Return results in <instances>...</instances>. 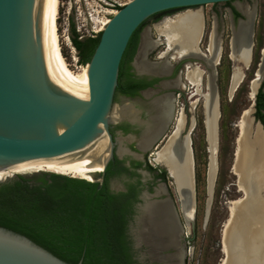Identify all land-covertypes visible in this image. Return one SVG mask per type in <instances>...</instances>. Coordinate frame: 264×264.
<instances>
[{
  "label": "water",
  "instance_id": "1",
  "mask_svg": "<svg viewBox=\"0 0 264 264\" xmlns=\"http://www.w3.org/2000/svg\"><path fill=\"white\" fill-rule=\"evenodd\" d=\"M230 1L237 0L128 1L117 9L104 29L100 31L99 43L90 61L86 63L89 98H82L61 88L49 56V8L53 0H0V170L33 159L59 156L76 163L79 179L103 182V178L99 180L95 175L104 174L108 162L114 156L116 144L121 157L126 151H130L128 143L136 142L140 147L139 141H121L122 136L118 138L119 141H114L110 132V126L120 120H114L112 112L116 107L115 95L121 62L135 31L153 15L163 11ZM253 35L254 23L250 52L254 44ZM142 42L143 40L134 57V64L139 58ZM179 60L185 61V65L190 67L193 65L192 60L198 59L184 57ZM261 83L262 79L256 94ZM216 94V110L219 118L217 91ZM122 105L124 103L118 106ZM252 111H255V106L252 107ZM182 113L185 116V123L180 137L190 140L187 160L188 193L193 202L196 173L191 134L195 124L192 126L191 119L188 120L186 108H182ZM251 117L255 125L264 132L263 122L256 120L255 116ZM218 118L216 136L219 143ZM168 125L146 149L158 147L160 141L157 140L166 133ZM206 130L208 138V129ZM173 133L169 134L166 141L160 145L159 151ZM126 137L133 139L137 138V135L131 133ZM236 153L237 150L235 155ZM157 164L167 170L176 188L177 181L170 168L162 163L157 162ZM39 174H42V178L49 179L54 173H35V175ZM143 174L146 178L152 177L148 170H143ZM26 175L18 174L0 179V183ZM27 177L34 178V176ZM115 188L123 189V186L118 185ZM158 190L161 192L158 193ZM176 191L179 198L177 188ZM172 192L169 182H159L154 191L145 190L141 197L142 201L138 204L135 219L130 224L136 248L145 249L141 252L140 259L141 261L147 259V264H186L187 249L183 231L186 224L181 219ZM158 200L166 202L167 209L182 231L171 241L166 236L157 238L155 243L159 242L161 246L153 251L144 236L142 217L146 203ZM232 219L233 215L228 221V226L232 225ZM189 223L191 226L194 225V219ZM228 256L229 254L226 257L227 261ZM0 264L74 263L61 259L27 235L0 226ZM76 264H83V257Z\"/></svg>",
  "mask_w": 264,
  "mask_h": 264
},
{
  "label": "bare ground",
  "instance_id": "2",
  "mask_svg": "<svg viewBox=\"0 0 264 264\" xmlns=\"http://www.w3.org/2000/svg\"><path fill=\"white\" fill-rule=\"evenodd\" d=\"M239 7L246 15V19H241L239 24L234 27V34L231 40V56L236 61L230 84L231 94L237 90L244 77L241 64L248 66L252 59L250 46L256 6L239 4ZM116 11L108 9L106 13L112 14ZM59 13L60 0H53V4L49 8L50 59L61 88L79 97L89 98L88 67L83 66L80 70L73 69L63 53L58 25ZM104 18L103 25L101 28H97V32L102 31L110 20V17ZM94 20L95 17H93ZM203 23L204 15L200 9H188L156 24V28L163 39L152 38L150 32L146 31L143 36L141 52L135 65L139 72L154 74L168 73L171 70L170 57H195L206 65L208 69L206 91H202V83L206 71L200 66L193 64L187 70L186 78L194 86V92L204 98L205 124L208 129L209 137L207 140L211 154L208 171V190L212 191L217 176L216 160H218L216 159L218 151L216 136L218 111L216 110L215 67L221 57L222 43L221 33L217 32V24L215 23L207 53L200 48L204 28ZM161 42H165L168 46L161 55L164 58L160 61H150L148 59L149 53ZM75 59H78L76 55ZM263 77L264 52L262 62L252 82L251 96L253 99ZM179 82L176 81L175 85H179ZM195 104L196 101L193 102V105ZM175 106L176 96L172 95V93L163 95L154 101L151 118L139 139V145L142 149H146L167 125L172 123L173 119H176V126L172 131L174 133L162 150L159 151L160 147H158L156 152H154V160L168 166L177 181L176 188L179 194L181 213L186 220L185 224L188 229L189 221L196 216L195 200L192 202L191 195L188 193L187 160L190 151V140L180 137L185 123V116L181 113L175 118ZM120 109L114 113V116L112 112L114 120L122 118L136 120L138 118L140 110H137L132 103H128L124 109ZM251 116L252 108L245 109L238 124L240 131L237 138L234 169L238 173L239 188L244 191V196L233 201L231 207L233 222L231 226H228L229 222L226 223L224 251L226 256L228 254L229 256L228 261L226 258L224 264H264V132L259 126L255 125ZM192 123V126H194L195 119L192 120ZM15 167L43 168L54 173L79 178L76 163L59 156L33 159L13 165L0 170V176L7 169ZM159 192L161 190H158ZM166 206L167 204L164 200H158L154 202L148 201L144 207V215L142 217L143 232L153 251H156L161 246V243H155L157 238L166 236L171 241L175 235L179 236V232L182 231L178 228ZM183 231L185 233L184 228Z\"/></svg>",
  "mask_w": 264,
  "mask_h": 264
},
{
  "label": "rangeland",
  "instance_id": "3",
  "mask_svg": "<svg viewBox=\"0 0 264 264\" xmlns=\"http://www.w3.org/2000/svg\"><path fill=\"white\" fill-rule=\"evenodd\" d=\"M130 0H60V13L58 19L59 33L61 39V46L65 57L75 70H80L86 63L81 62V55L72 43V24L75 31L82 40H87L90 37H98L100 32L97 28L103 25L104 17H111L112 15L106 13L111 9L114 3L124 2ZM235 4H244L249 6H256L257 15L254 29V44L252 49V59L248 66L241 64L244 72V77L233 94L230 92V84L236 61L231 55V40L234 33L236 21L232 16V7L228 2H221L217 4H206L203 6L191 7L188 9H200L204 15L203 35L200 42V48L207 53L210 43V36L214 30L215 23L217 24V32L220 34L222 52L218 65H216V86L219 102V118H218V151L216 155V178L209 191L208 186V171L211 154L209 143L207 140V130L205 124L204 112V98L194 92V86L183 79L185 83L184 96H177L175 118L182 113V108H186L188 120L191 121L195 117V127L192 131V147L195 160V206L196 216L194 218V225H188V229L184 228V244L187 249L185 258L186 264H224L226 260V252L223 237H225L226 223L231 217V207L233 201L244 196V191L239 187L238 173L234 169L235 151L237 150V138L240 128L238 126L242 114L245 109L255 106L256 98H252V82L256 77L259 64L262 62V50L264 48V0H237ZM188 9H174L169 12H164L155 15L148 19L142 30V35L146 31L150 32V36L155 39H163L156 28V24L162 22L166 18L174 17L175 15L186 11ZM93 17L95 20L93 21ZM167 44L161 42L157 48L149 55L151 60L159 61L164 51L167 49ZM171 54V52H170ZM77 56V60L75 59ZM176 61L179 58H174ZM174 61V60H171ZM196 64L204 69V80L202 83V91L207 89V67L200 61H194ZM186 72V67H183ZM142 73V72H141ZM262 85V83H261ZM260 85V87H261ZM259 87V89H260ZM258 89V91H259ZM194 93V94H193ZM201 96V97H200ZM198 100V101H197ZM196 104L193 105V102ZM120 100L116 101L114 113L124 109L128 103L118 106ZM123 107V108H122ZM120 109V110H121ZM254 116V111H252ZM176 119L172 120L166 135L171 134L176 126ZM158 148L153 147L150 150L149 157L153 163L155 154ZM36 172H52L43 168H23L15 167L7 169L4 174L0 176L1 180L12 177L18 174H27L26 176H34V180L42 179L41 175H35ZM33 173V174H32ZM54 173V172H53ZM68 177H73L66 175ZM77 178V177H73ZM169 185H171L172 194H174L179 212L181 213L180 200L177 195L172 179L169 178ZM181 219L185 220L181 213ZM224 235V236H223Z\"/></svg>",
  "mask_w": 264,
  "mask_h": 264
},
{
  "label": "trees",
  "instance_id": "4",
  "mask_svg": "<svg viewBox=\"0 0 264 264\" xmlns=\"http://www.w3.org/2000/svg\"><path fill=\"white\" fill-rule=\"evenodd\" d=\"M145 22L135 31L124 53L117 91L132 89L125 84L128 62L136 53L139 31ZM72 32V43L82 53L81 62L87 63L100 34L82 40L73 24ZM256 107V116L264 123V83ZM135 201L132 188L112 192L107 181L99 187L98 182L56 173L38 180L20 176L0 183V226L27 235L69 263L76 264L83 257V264H136L129 234Z\"/></svg>",
  "mask_w": 264,
  "mask_h": 264
},
{
  "label": "flooded vegetation",
  "instance_id": "5",
  "mask_svg": "<svg viewBox=\"0 0 264 264\" xmlns=\"http://www.w3.org/2000/svg\"><path fill=\"white\" fill-rule=\"evenodd\" d=\"M234 2L235 1H230L228 3H230L232 7L231 10L233 13L232 16L236 21L235 26H237L241 19L243 20L246 19V15L240 9L239 5L235 4ZM169 11L171 10H168L166 12ZM256 15H257V9H256ZM256 15L254 19V29H255ZM142 30H143V26L139 31V43L136 53L139 49L141 41L143 40ZM156 48H154L153 51ZM263 50H262V54L264 52ZM153 51H151L149 55ZM135 55L128 62V76L125 79L126 86H131L132 89L126 92L116 90L115 101L120 100V103H124V104L132 103V105L137 110L140 111L138 113V118L136 120H131L129 118L128 119L122 118L120 120L118 119L119 121H116V123L110 126V132L113 135L114 141H119L118 138L120 136H122L121 141H139L140 137L143 135V132L146 129L147 122L151 118V112H152L151 110L154 107V101L157 98L170 93H172V95H175L177 99V96L179 97L184 96L185 93L184 92L185 83L183 79L187 80L186 72L191 67V66L187 67L185 65V61H180V60L176 61L174 58L170 57V61L171 60L174 61H171V70L168 73H156V74L141 73L137 70L136 65L134 64ZM163 58L164 57H160L157 60L160 61ZM148 59L150 61H155V60H151L149 57ZM194 61L196 60H192V63ZM183 67H186V72L183 71ZM176 81H180L179 85H175ZM262 83H264V77L262 78ZM257 94H256V100H257ZM256 112H257V107L255 104L254 116L256 120H260L262 122V120L256 116ZM170 124L168 126H170ZM131 133L136 134L137 138L130 139L126 137L128 134ZM167 137L168 135H166L165 133L161 138L157 140L160 141L158 147H161L160 145H162L163 142L166 141ZM127 146L130 149V151H126L125 154L121 157L118 154V145L116 144L114 148V156L108 162L104 174H98L95 175V177L98 178L99 180L103 178V182H98L99 187L103 186L104 183L107 181V187L112 192H120V191L127 192L129 188H132L136 192L134 212L132 214V218L129 221V234L133 241V249L135 253L134 258H136L137 260L136 264H147L148 263L147 259L144 261H141L140 259L141 252L144 251L145 249L144 247L136 248L134 237L131 234L130 224L135 219V216L137 214L138 204L142 201L141 197L144 191L145 190L154 191L155 186L159 182H169L168 180L170 177L165 168L159 166L157 163H153L152 160H150L149 157L150 150L155 146L146 150L137 146L136 142L128 143ZM109 169L111 170L110 174L108 173ZM143 170H148L151 173L152 177L146 178L143 174ZM118 185H122L123 189H116L115 186Z\"/></svg>",
  "mask_w": 264,
  "mask_h": 264
},
{
  "label": "built area",
  "instance_id": "6",
  "mask_svg": "<svg viewBox=\"0 0 264 264\" xmlns=\"http://www.w3.org/2000/svg\"><path fill=\"white\" fill-rule=\"evenodd\" d=\"M126 3H124V2H119V3H114L113 5H111L112 6V8H111V10H117L118 8H120L121 6H123V5H125ZM114 13H112V14H110V15H113Z\"/></svg>",
  "mask_w": 264,
  "mask_h": 264
}]
</instances>
